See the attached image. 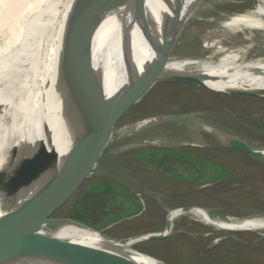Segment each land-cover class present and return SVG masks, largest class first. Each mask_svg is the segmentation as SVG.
I'll use <instances>...</instances> for the list:
<instances>
[{
	"label": "bare ground",
	"instance_id": "1",
	"mask_svg": "<svg viewBox=\"0 0 264 264\" xmlns=\"http://www.w3.org/2000/svg\"><path fill=\"white\" fill-rule=\"evenodd\" d=\"M111 1H105L94 15L99 0H0L1 38L3 32L17 26L23 16L30 17L31 25L0 44V106L3 107L0 112V187L21 172L19 162L26 164V169L54 150L61 155L67 150L71 136L69 124L63 123L64 117L68 113L73 115L79 100L78 91L67 77L78 50L91 53L92 70L102 73L106 95H112L127 82L120 51V37L124 33L131 36L138 72L154 70L136 96L135 104L156 84L180 82L188 77L206 78L205 85L213 90L234 89L264 97V52L259 49V43L256 44L257 38L264 40V0H253L249 9L231 12L216 23L212 21L197 29L193 9L199 0H181L183 9L175 27H172V19L180 0H148L147 41L139 36L135 26L129 29V2L124 0L114 5ZM91 21L94 28L89 31ZM187 32L190 38L186 37ZM214 32L218 34L213 35ZM194 39L199 44V56L190 51L196 46ZM183 48H188L189 52H178ZM166 54L170 60L162 66ZM206 115L181 121L155 115L115 125L86 168V177L112 175L105 170L111 166L101 157L114 145L120 147L119 151L141 146L194 148L227 146L238 139L248 144L264 162L263 144L249 143ZM134 192L142 200L153 199L161 204L168 222L162 232L164 235L174 234L181 219L186 217L209 229L202 236L213 237L211 246L222 241L227 233L251 231L264 238L262 211L239 216L213 213L198 206L169 208L152 191L137 188ZM1 234L48 241L125 264H165L133 248L151 234L116 240L106 237L102 231L71 223L50 229L18 224L4 229ZM0 264L41 263L0 256Z\"/></svg>",
	"mask_w": 264,
	"mask_h": 264
},
{
	"label": "rangeland",
	"instance_id": "2",
	"mask_svg": "<svg viewBox=\"0 0 264 264\" xmlns=\"http://www.w3.org/2000/svg\"><path fill=\"white\" fill-rule=\"evenodd\" d=\"M219 3V0H199L194 5L193 22L196 29L204 28L212 21L216 23L231 12L247 10L253 6V0H240L239 3L223 0ZM186 35L191 37L188 32ZM257 39L259 41L256 44L259 43V49L264 52V40ZM194 45V50L190 51L194 56H199V44L195 43V39ZM185 48L178 52L188 53V48ZM168 60L170 58L167 62ZM212 90L188 83H158L128 110L117 125H126L155 115L202 111L207 114V118L225 130L253 145H264V97ZM0 108L1 112L3 107ZM6 118L4 122L9 119ZM119 148L111 146L106 149L107 154L101 157L110 166H127L125 171L129 174L121 179L115 177L117 174L113 173L112 168L105 169L112 174L108 178L112 179L111 185L114 188L115 181H119L129 188L128 191L137 188L152 191L159 194L169 208L198 206L213 213H231L239 216L264 212V162L243 152L216 145L194 147V155L180 157L175 154L160 155V152L153 155L149 151L152 149L130 151L141 147L126 151H119ZM210 159L221 160L225 164V170L211 167ZM118 161L121 163H117ZM99 177L101 175L86 177L78 190L54 210L53 215L69 218L72 212H81L84 220L89 221V205L103 201L102 205L105 207L99 211L97 224L110 238L127 240L164 230L167 213L160 203L153 199L142 200L137 196L132 199L128 192L122 194L117 191H112L110 195L102 198L97 195L101 187L95 184ZM114 194L118 196H113ZM183 218L177 226V231L183 232L175 231L162 240H144L136 243L134 247L167 264H264V238L258 233H227L222 241L211 246L213 237L202 236L209 229L189 218Z\"/></svg>",
	"mask_w": 264,
	"mask_h": 264
},
{
	"label": "water",
	"instance_id": "3",
	"mask_svg": "<svg viewBox=\"0 0 264 264\" xmlns=\"http://www.w3.org/2000/svg\"><path fill=\"white\" fill-rule=\"evenodd\" d=\"M105 1L107 0H99L96 9L91 6L94 8V15L99 13ZM121 1L124 0H112L111 2L117 5ZM126 2H129V29L131 26H135L139 36L147 41L150 28V15L146 8L148 0H127ZM182 9L180 0L172 19V27L178 24ZM23 17L19 19L17 26L8 28L3 32L4 35L2 38L0 37V44L29 29L31 26L28 23L30 17ZM89 25L88 30L90 31L92 27L94 28L93 21ZM120 40L122 63L128 75L127 82L122 84L112 95H106L103 88L102 73L92 70L91 53L85 54L82 49L78 50L73 56L74 63L68 73L67 80L73 89L78 91L79 100L73 115L68 113L65 117L63 116L65 120L62 121L64 124H69L70 127L71 139L67 150L62 155L54 150L26 169V164L20 165L21 162H19L18 166L19 168L22 167L23 171L21 170L4 186L0 187V256L33 260L41 264H125L48 241L1 234L4 229L18 224L30 227L46 228L53 226L57 228L67 223L84 225L94 231L103 232V228L96 229L72 218L55 217L53 212L81 186L84 179H87L86 168L89 163L96 158L104 140L113 131L114 126L135 104L136 96L154 72V70H149L139 73L137 63L134 61L131 36L124 33ZM165 56L166 60L162 62V66L167 63L168 54ZM206 80V78L188 77L176 83H188L207 88ZM212 91L259 96L234 89ZM202 114L206 113L190 111L160 116L181 121ZM227 147L241 151L258 161L262 159L248 144L241 140L235 139ZM126 150L129 148H124L122 151ZM207 186L204 185V187ZM188 207L191 208L192 206L178 208ZM167 226L166 220L165 227ZM162 232L149 233L151 235L146 240L165 239L167 235ZM103 235L109 237L104 232ZM133 248L137 250L134 246Z\"/></svg>",
	"mask_w": 264,
	"mask_h": 264
},
{
	"label": "flooded vegetation",
	"instance_id": "4",
	"mask_svg": "<svg viewBox=\"0 0 264 264\" xmlns=\"http://www.w3.org/2000/svg\"><path fill=\"white\" fill-rule=\"evenodd\" d=\"M132 149H134V148H132ZM148 149H152V150H149V151L153 155L157 154V152H160V155L161 154H168V155L169 154H175V155L180 156V157L184 156V155H190V154L194 155V148L193 147L169 148V147H156V146L153 147L152 146V147H148L147 149L141 147V149L130 150V151L141 152V151H145V150H148ZM239 152H241V151H239ZM200 156H204V155H200ZM209 161H210V164H211L210 166L213 167V168H215V167L226 168L225 164L221 160L210 159ZM113 162H116V161H112L110 163H113ZM117 163H121V161H118ZM111 168H112L111 170L113 171V173L115 172L117 174V176H116L117 178L121 179L122 177H125V176H127L129 174V172L125 171V170H127V166H125V165H111ZM111 181H112V179L108 178L107 176H101V177L97 178V180L95 181V184H97V185H99L101 187L99 189V191H97V195H99L100 197L104 198V197L110 195L112 191H117V192H121L122 194H126L128 192L129 194L132 195L131 196V197H133L132 199H134V197H136V193L134 191H128L129 188L124 183L119 182V181H115L116 187L114 188L111 185L112 184ZM78 188L75 191H77ZM75 191L73 193H75ZM106 192H108V193H106ZM113 196H118V195L114 194ZM102 202L103 201H97V203H102ZM72 214L76 216V217H73V218L78 219L77 216L81 215V212H76V213L72 212L71 214H69L68 217L72 218V217H70V216H72ZM76 219H74V220H76ZM84 223H86V222H84ZM89 224H90V222H89Z\"/></svg>",
	"mask_w": 264,
	"mask_h": 264
},
{
	"label": "trees",
	"instance_id": "5",
	"mask_svg": "<svg viewBox=\"0 0 264 264\" xmlns=\"http://www.w3.org/2000/svg\"><path fill=\"white\" fill-rule=\"evenodd\" d=\"M215 168H220V169H224L225 170V168H223V167H215ZM226 172H228V170H226ZM106 193H108V192H106ZM104 207L105 206L102 205V203H97V202H94V203H92V205H89V211H90V217H89L90 220L89 221L84 220V217L82 216V214L77 216L78 219L73 218V217H76L73 214L70 217H72L73 219H76L77 221L80 220L79 222L82 221V223L86 222L84 224H86L88 226H91L93 228L102 229V227L98 226V224H97V222H98L97 216L99 217V215H100L99 211H100V209L102 210ZM89 222H90V224H89Z\"/></svg>",
	"mask_w": 264,
	"mask_h": 264
}]
</instances>
